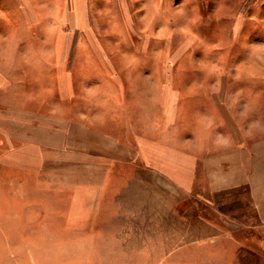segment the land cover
<instances>
[{
  "label": "rangeland",
  "instance_id": "rangeland-1",
  "mask_svg": "<svg viewBox=\"0 0 264 264\" xmlns=\"http://www.w3.org/2000/svg\"><path fill=\"white\" fill-rule=\"evenodd\" d=\"M119 4L133 49L86 38L91 10L85 32L50 14L41 75L0 78V264H264L245 188L181 190L150 156L153 142L211 155L229 114L250 142L264 134V0Z\"/></svg>",
  "mask_w": 264,
  "mask_h": 264
},
{
  "label": "crops",
  "instance_id": "crops-1",
  "mask_svg": "<svg viewBox=\"0 0 264 264\" xmlns=\"http://www.w3.org/2000/svg\"><path fill=\"white\" fill-rule=\"evenodd\" d=\"M14 1H16L14 6L9 4L14 9H10L8 0H0V78H4L3 81L6 85L8 84L6 79L8 77L25 75L34 77L41 75L36 66L39 65L40 60H44V50H34L32 46H43L46 44V36L42 32L46 28V22L49 21L48 17L54 16V19L59 21L61 12L71 13L73 23H76L77 27H84L81 23L84 22L81 14L88 13L90 10L93 11L89 22L94 32L91 29V34L86 36V38L93 37L94 40L100 35L101 43L123 44L129 46V49H133L132 45L134 43L130 36L127 37L130 32L127 31L126 16L122 13L123 10L119 0ZM13 13L15 14L14 16L12 15ZM43 13L48 14L44 16L45 19L43 18ZM7 19L8 37L6 30ZM30 25H32V28H37L35 34L20 37L21 33H18L16 37L13 36L11 30L14 26H19L27 33L26 31L28 30L26 29ZM86 26H89V23ZM85 27L80 32H85ZM143 39L146 42H150L149 35L144 36ZM56 42L55 40L54 44ZM29 46H31V52L28 51ZM22 50L31 54L24 56L25 58L22 60L25 61L30 58L31 64H28V66L24 63H18V60L14 57ZM117 54L120 55L118 60L131 59L124 50L119 51ZM105 55L108 56L109 53H92V55L84 56L80 53L79 58L84 57L85 59L79 60H99L102 58L104 60L106 59L103 57ZM107 59L112 60L109 56ZM33 62H35V65ZM13 69L16 72H11ZM27 69H31L29 73L25 72ZM130 71V76H140L138 71L134 69ZM131 87L134 89L133 85ZM138 89H140V85ZM20 96L23 97V95ZM247 106L249 107L250 105ZM257 106H260L261 112L256 113L260 118H255V121L260 126H255V130L259 131L264 130V101L260 104L258 103ZM227 117L228 135H226L223 142L222 140L214 141L220 149L214 150L211 155L200 149L195 153L184 152L170 146H163V149H159L158 145L153 142L150 144V156H156L157 161L165 164L167 171L170 172L171 177L177 182L181 190L189 192L203 187L208 189L210 194L214 196L224 189L245 188L248 192L250 203L255 208L259 225L264 228V134L261 133L262 136L258 137L256 143L252 140L250 142L247 139L248 136L244 134L245 131L235 120L237 119L236 116L234 118L229 114ZM252 127L254 129V125ZM251 134H254V132ZM161 152H163V155ZM169 159L171 160L169 161Z\"/></svg>",
  "mask_w": 264,
  "mask_h": 264
}]
</instances>
